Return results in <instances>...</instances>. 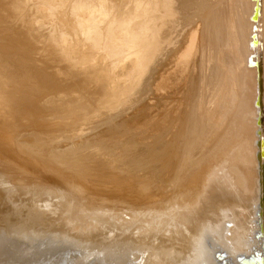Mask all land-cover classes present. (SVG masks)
Here are the masks:
<instances>
[{"label": "bare ground", "instance_id": "bare-ground-1", "mask_svg": "<svg viewBox=\"0 0 264 264\" xmlns=\"http://www.w3.org/2000/svg\"><path fill=\"white\" fill-rule=\"evenodd\" d=\"M4 1L7 3L12 2L8 9V15L16 23L18 44L32 52H35L36 41L40 38L38 31H35V20L42 17L43 20H40L41 30H46L53 37L60 39V43L50 41L51 43L48 46L51 49L56 50L55 47L61 44L64 37H69V35L76 36L77 34V36L82 37L86 35L89 38L97 39V34L100 33L103 34L105 42L103 40V43L98 45L97 49L99 47L102 50L106 49L109 41L112 47L110 46L111 49H108L107 55L97 59L98 66H109L111 70H115L120 67L119 63L121 61H123V64L125 62L118 56L119 54L135 53L129 63H136L140 68L139 70L144 71V74L133 73L131 77L127 76L129 78L124 80L123 84L128 87L118 90L117 102L110 109L116 106L117 109L120 108L127 102L129 96L131 97L134 94L135 86H133L134 82L132 83V80H139L142 77L144 78L147 72L151 74L155 71H158V75L154 93L165 104H170V110L176 103L177 107L182 109L184 101H187L188 98L189 103L195 101L199 74L198 63L202 55V48L207 60L209 52L208 62L211 65L218 62L216 51L213 48L211 49L212 53L209 51V47L213 44L210 43V36L205 33L206 30L210 29L209 22L213 23L214 18L207 19L206 15H203L199 19V16H197L199 11L213 9L214 2L212 0ZM229 1H227V5ZM244 1L246 4V0ZM238 2L240 0H236L235 3ZM40 4L43 6L42 9L38 8ZM241 5L242 7L245 6L243 2H241ZM4 6L5 4L0 0L1 13L6 12ZM29 6L32 10L31 12L28 11V14L30 13L31 18L33 17L34 20H31L30 16L28 18V15L25 17L23 9H27ZM246 8L247 14L250 11L251 33L247 41L245 36L242 39V50L239 45L241 39L236 36L238 33L236 13L231 11L228 15L224 13L223 8L217 10L216 19L220 41L225 42L226 40L233 46V50H236L237 62L241 57L246 58L243 53L248 50V59L252 71L248 77H242V84L239 85L236 95L232 94V103L236 105L232 115L226 114L225 110L220 109L223 98V85H221L213 95V107L218 114L216 122L212 123L210 127H203L204 131L200 130L201 133H199L201 125L198 126L195 117H189L192 123H188L187 131L181 134V146L188 143L190 151H193L196 149L195 139L198 134L202 138L203 134H206L204 140L205 142H211L213 148L210 150L205 149V152L208 156H218L213 166L211 164L204 167L203 171L206 175L204 179L206 180H199L198 184L195 183L188 188L190 198L186 195V197H182L181 202L175 204L169 197L163 200L161 203L163 212L161 211L159 218L148 212L145 214L135 211L132 216L136 218L134 219L136 221L129 222L125 221L124 217H122L123 219L112 217L113 214L110 213V216L114 218H111L112 221L109 218L106 222H102V220L89 222L91 224L85 222L83 225H87V227H84L77 223L76 225L72 224L73 220L79 215L68 205V201H64L61 193L53 194L41 191L37 189L39 186L33 188L34 186L29 185L30 183L26 184L25 188L31 186V191H16L10 186L11 182L8 177H5L9 173L0 172V264H264V0H250V6L247 3ZM96 11L104 15L103 21L101 20L102 22L98 25H96L98 19L95 21L93 15ZM41 30H39V33H41ZM73 38L72 36L70 40L72 41ZM101 40L100 42H102ZM60 47L58 46V48ZM46 54H49V52H46ZM41 55L38 57L41 58ZM101 60H104V65ZM66 63L67 65L60 64L59 67L54 64L57 68L56 71H58L55 72L56 77L66 79L75 75V73L80 75L79 71L74 72V68L72 73L69 71V68L77 64L75 57L73 59L69 58ZM228 63L225 64L227 68L229 67ZM15 67L11 66V68ZM222 69H218V76L221 75ZM110 77L115 79L113 74ZM73 78L71 79L73 80ZM116 83L117 85L122 84L120 80ZM69 90L65 94L72 97V100L77 99L81 93L75 87ZM191 92L192 95L190 96ZM102 93L101 96H106L108 92L103 89ZM147 94L149 95V93ZM149 96H151V93ZM94 100L95 98H83L78 101L83 104L81 105L83 111L79 109L78 112L83 113L85 111L86 118L79 119L77 116H72L74 108L72 105L75 102L73 101L72 105L69 103L66 106L64 105V110H56L57 113L70 111L64 116L66 122L58 120L48 122L49 118H43L35 126L37 134L34 135L44 141H52L58 134H73V131H77L83 122L90 124L99 120L104 112L101 107L96 105ZM132 105H135V103ZM60 108L62 107L60 106ZM49 110L51 109L49 108ZM203 110L204 107L202 106L201 118L204 116ZM175 112L176 110L171 114L174 115ZM224 115L227 120L221 123L219 118L224 117ZM252 115H254L253 123L250 124L248 119ZM122 117L120 115V118ZM167 118L170 119L169 116ZM182 121L183 116L181 115L176 130L177 135L181 130ZM194 122L197 125V132L192 134ZM104 123L108 124L107 120ZM239 124H243L242 134L238 136L242 144L240 148H242L245 162L244 165L242 164V168L245 167V174L250 175L249 173L252 170L249 167L252 157L257 167L255 180L250 182L252 188L249 186L251 195L248 191L247 198L241 195L239 198L238 196L235 197L233 191L226 185V183L229 184L228 178L232 176L231 170H234L238 182H243L242 172L238 168L227 166L225 162L226 153L223 150L229 144L234 150L235 137L241 131V125L239 127ZM190 127L191 131L188 130ZM95 130L97 129L95 128ZM191 134L193 138L190 137ZM83 136L85 137V135ZM229 137H231L230 140ZM60 138H62V142L64 136ZM202 138L198 141L197 148H199L198 145L203 144L204 140ZM99 141L101 143L102 140L99 139ZM49 145L52 147L53 144ZM178 149L182 150V148ZM231 158L233 159V155ZM6 170H9L7 166ZM210 170L212 171L211 175ZM22 182L24 183V181ZM202 182H205L204 185H202ZM236 203H239L238 207ZM100 214H106L107 217L109 213L102 212Z\"/></svg>", "mask_w": 264, "mask_h": 264}, {"label": "rangeland", "instance_id": "rangeland-1", "mask_svg": "<svg viewBox=\"0 0 264 264\" xmlns=\"http://www.w3.org/2000/svg\"><path fill=\"white\" fill-rule=\"evenodd\" d=\"M1 1L5 4L6 12L1 13L0 11V172L9 173L5 177H8L11 182L10 186L14 190L29 192L31 191V186L25 188V185L30 183L29 185L34 186L33 188L39 186L37 189L41 191L53 194L61 193L64 201H68V205L79 215L73 220L72 224L76 225L77 223L87 227V225H83L85 222H97L99 220L106 222L109 218L112 221V217H124L125 221L134 222L136 218H133L132 214L135 211L145 214L148 212L152 216L159 218V214L163 212L161 206L163 200L169 197L173 204L181 202L182 197H186V195L189 197L188 188L195 183L198 184L199 180H206L204 179L206 176L203 171L204 167L211 164L213 166L218 159V156H208L205 152V149H212L213 144L205 142L206 134H203V138L198 134L195 139L196 149L190 151L188 143L185 146H181V134L187 131L188 123H192L189 117H195V120L198 121V126L201 125L199 133L204 131L203 127H210L212 123L216 122L218 114L213 107V95L219 90L221 85H223V98L220 109L225 110L226 114L232 115L234 113L236 105L232 103V94L236 95L239 85L242 84V77H248L252 68L248 59V50L243 53L246 58L241 57L239 62H237L236 50H233V46L226 40L225 42L220 41L216 14L220 8H223L224 13L228 15L231 11L236 13L238 17L236 21L238 33L236 36L241 39L239 45L242 50V39L245 36L247 41L251 33L250 11L247 14L246 8L247 3L250 6V0H246V4L244 0H240L237 4L235 3L236 0H230L228 5V0H212L214 2L212 10L209 8L197 13L199 19L203 15H206L207 19L214 18L213 23L209 22L210 29L206 30L205 33L210 36V43L213 44L209 47V51L212 48L216 51L218 62L211 65L208 62L209 52L207 60L202 48V55L198 63L199 74L195 101L193 100L194 103H189L188 98L187 101H184L182 109L177 107L176 103L171 110L169 108L170 104H165L154 93L158 71H155V73L151 72V74L147 72L146 75L148 76L146 77L145 75V79L142 77L139 80H132V83L134 82L133 86H135L134 94L131 97L129 96L127 102L120 108L117 109L116 106L110 109L117 102L118 90L128 87L123 84L124 80L129 78L127 76L131 77L133 73L144 74V71L139 70L140 68L136 63H129L135 53L119 54L118 56L125 62L123 64V61H121L119 63L120 67L115 70H111L109 66H98L97 59L107 55L108 49L112 47L109 41L106 49L102 50L101 47L97 49V46L102 44L103 40L105 42L103 34L100 33L97 34V39L89 38L86 35L84 37L77 36V34L76 36L69 35V37H64L61 44L58 45L61 46L60 48L56 46V50L51 49L48 46L51 43L50 41L59 42L60 39L53 37L46 30H41L40 20H43L42 17L35 20V31H38L40 38L36 41L35 52H32L20 46L17 42L16 23L8 15V9L12 2ZM241 2L244 3V7H242ZM42 7L41 4L38 5L39 9H42ZM23 10L25 11V17L28 15L29 18L30 13L28 14V11L31 12L32 8L29 6V8ZM93 15L95 21L98 19L96 25L103 21L104 15L100 14L99 11H96ZM30 19L34 20L31 16ZM80 25L82 24L80 23ZM39 30H41V33H39ZM72 36L74 38L71 41ZM46 52H49V54H46ZM40 54H42L41 58L38 57ZM74 57L77 64L69 68V71L72 73L74 68V72L79 71L80 75L75 73L77 76H70L71 78L75 76L73 78L74 81L70 77L66 79L56 77L55 72L57 73L58 71H56L57 68H55L54 64L58 67L60 64L67 65L66 61ZM101 61L104 65V60ZM226 62H229L228 68L225 65ZM11 66H16L17 68H11ZM219 68H223L220 76L217 74ZM112 74L115 79L110 77ZM118 80L123 85L118 84L120 85L118 86L116 83ZM150 86L152 87L149 89ZM73 87L78 88L81 93L77 99L74 98L72 100V97H68L65 93ZM103 89L108 92L106 96H101ZM147 93L149 95L151 93L152 97ZM191 95L192 92L190 93ZM155 97L159 100L155 99ZM83 98H95L94 102L96 105L103 109V116L97 120L98 122L94 121L90 124L83 122L77 131H73V134H58L56 135L57 137L54 136L56 138L52 139V141H44L34 135L37 134L35 126L43 118H49L48 122H56L57 120L66 122L67 120L64 116L70 111H61L58 114L56 110H64L63 107L68 103L72 105L73 101L76 103L74 102L72 105L74 106L73 111L71 110L73 112L72 116H77L79 119L86 118L87 114H85V111L81 112L83 111V106H81L83 104L78 102ZM69 101L72 102L70 103ZM134 103L135 105H132ZM136 103H139V105L137 106ZM202 106L204 107V116L201 118ZM79 109L81 111L78 112ZM174 110L176 112L172 115L171 112ZM128 111L131 112L129 113ZM120 115L124 117L120 118ZM181 115L183 116L181 133L178 132L177 135L176 130L178 129ZM57 117L60 119H55ZM113 117L116 122L112 119ZM253 117L254 115L248 119L250 124L253 123ZM106 120L108 124L104 123ZM225 120H227L225 115L219 118L221 123ZM193 124L192 134H195L197 125L196 122ZM99 127L101 128L98 129ZM242 128L243 124L241 125V131L235 137L234 150H232L231 144L223 148V150L226 153L225 162L227 166L238 168L243 174V182H238L237 176L234 175V170H231L232 176L228 178L229 184L226 183V185L233 191L235 197L238 196L239 198L241 195L247 198L248 191L251 195L252 185H250V182L255 180L257 167L252 157L249 167L252 170L249 173L251 177L245 174V167L242 168V164L244 165L245 162L242 148H240L242 144L238 137L242 134ZM188 130L191 131V127ZM192 134L190 135L191 138H193ZM82 135H85V137H82ZM63 136L64 138L61 142L62 138L60 137ZM89 138H91L90 141ZM201 138L204 140L203 144L200 145L201 147L198 145L199 148H197L198 141ZM99 139L102 140L101 143ZM118 141L122 142L119 143ZM51 143L53 144L52 147L49 145ZM204 143L206 144L204 145ZM178 148H182V150ZM232 155L233 159L231 158ZM5 165L9 170H6ZM211 173L212 171L210 170V175ZM46 174L49 175L47 176ZM202 183L204 185L205 182ZM12 184L16 186V189ZM238 204L236 203L237 207ZM102 212H108L109 214L106 217V214H100ZM164 213L166 214V212ZM78 228L80 227L78 226Z\"/></svg>", "mask_w": 264, "mask_h": 264}]
</instances>
